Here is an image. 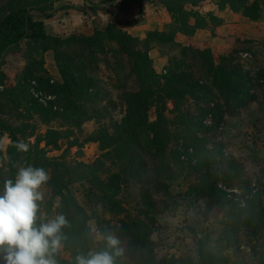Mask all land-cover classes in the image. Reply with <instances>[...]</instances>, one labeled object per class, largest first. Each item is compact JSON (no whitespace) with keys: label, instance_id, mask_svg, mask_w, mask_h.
Masks as SVG:
<instances>
[{"label":"trees","instance_id":"trees-1","mask_svg":"<svg viewBox=\"0 0 264 264\" xmlns=\"http://www.w3.org/2000/svg\"><path fill=\"white\" fill-rule=\"evenodd\" d=\"M102 3L119 2L124 11L134 5H157L166 10L173 24L167 31H149L141 39L122 29L117 22L108 23L104 28L96 30L93 35H71L67 38L49 35L45 31L43 21L36 20L33 12L46 16L49 0H6L0 6V64L10 53L23 51L25 67L17 75L16 84L2 93L3 96L23 106L26 112L34 113L39 120L48 125L54 120L61 121L64 130L49 128L44 135L36 139L35 145H29L28 152H19L13 146L21 141L14 129L1 122L3 131L9 133L11 144L6 157L0 148V194H3L6 180H15L19 167L33 166L43 168L49 175L47 186L51 198L42 206L40 212L46 218L53 206V200L60 198L58 214L65 216L68 226L62 229L66 239L63 241L65 250L74 256V262H68L56 256L58 264H75L77 255H86L90 250H102L105 242L97 243L88 230V222L93 218L101 227L102 235L115 233L121 242L123 255L117 257V264H227L222 256L197 246L195 256L164 257L157 259L153 242L151 241L154 221L151 217L155 203L151 200L148 188L142 185L145 210L139 217H131L119 200L122 186L127 184L128 177L139 179L144 177L147 161L153 162L156 168V178L169 181L172 165L183 162L180 159L181 150L177 146L178 138L184 140L186 148L194 149L196 167L193 172L203 168L211 170L216 157L220 158L233 177L242 178L243 170L237 161L227 157L222 151L205 156L198 148L197 142H207L199 139L197 133H208L211 129L203 124V119L211 114L221 121L224 116H233L257 99L255 91L256 75L246 70L237 61L236 53H230L221 58L217 65L212 51L207 48L197 50L190 46L180 45L177 56L169 60L163 71L158 73L153 67L150 51L153 45L173 43L177 34L192 37L197 30L210 26H219L223 20L212 12L202 14L198 9L207 0H101ZM220 10L229 8L234 13L256 21L264 18V0H212ZM101 8H94L98 13ZM49 17V16H48ZM112 46L115 57L124 58L129 65L126 78L133 79V87L123 92L125 102L124 116L113 125L112 132L107 126L99 125L87 142L99 143L101 156L93 163L68 162L64 154L59 157H49L42 142L46 146L59 149L60 141H67V148H81L74 139L76 130H80L85 122L99 120L100 111L93 110L90 114L88 106L95 105L100 97V80L93 76V65H98L100 55L106 53ZM52 51L61 81L50 84L45 76L43 55ZM257 77H264L257 74ZM35 80L40 89L55 94L60 109L53 106L44 108L31 97L28 89L29 81ZM95 89V92H94ZM173 104L169 110L167 103ZM192 102L200 112L194 116L186 107ZM154 107L156 120H149V111ZM166 112L176 116V128L166 117ZM21 133L22 130H21ZM175 145V147H174ZM206 159V165L201 162ZM211 160V162H209ZM107 161L112 165L120 164L118 172L108 171ZM224 174V173H223ZM212 174L201 173L202 181L193 186L192 191L201 197L214 200L224 211L223 234L230 240L233 235L240 244L241 233H251L257 237L259 245L255 246L257 264H264V182L256 180V191L249 189V181H244L245 193L251 198L245 201L241 208L228 195L220 191L212 180ZM87 182L98 192L99 202L119 220V228L107 230L101 226L98 213L90 216L76 199L70 194L68 187L72 183ZM167 189L159 183V191ZM235 242H233L235 244ZM125 245V248L122 245ZM2 264V261H0ZM237 264V263H235Z\"/></svg>","mask_w":264,"mask_h":264},{"label":"rangeland","instance_id":"rangeland-1","mask_svg":"<svg viewBox=\"0 0 264 264\" xmlns=\"http://www.w3.org/2000/svg\"><path fill=\"white\" fill-rule=\"evenodd\" d=\"M5 2L6 0H0V6ZM115 4H119V2L104 4L101 0H49L46 16L39 12H33V15L36 20L44 22L45 31L49 35L63 39L71 35L90 36L96 30L104 28L109 23L106 21L107 19L105 20L104 15L99 16V14H101V11L106 10L107 7L115 6ZM146 5L149 8L147 12H150L151 17L154 14L155 19L162 21V23H159L163 26L162 31H167L173 24L171 16L167 12L166 15L165 13L163 14V8L157 5ZM95 7L101 8L96 14L93 13ZM198 10L202 14L212 12L216 16L221 14L225 18L222 19L221 25L205 28L207 30L206 36L213 40V45L204 49L209 48L212 51L214 62L219 65L222 57L237 52V61L243 68L256 75V101L250 103L233 116H224L221 121L218 117L214 118V116L212 117L211 114H208L203 119V124L210 127L211 130L208 133H197L199 139H207L206 143L197 142V146L202 150L203 155L209 156L213 152L216 154L222 151L227 157L237 161L242 167V178H234V175L223 164H220V158L216 157L212 163L211 170L203 168L201 171L204 175L207 173L212 174L211 182L215 180L217 188L225 192L234 203L239 202V206L242 208L245 201L252 197L251 194L245 193L244 181H252L249 186V189H252V193L256 191V180L264 182V77H257V74L264 76V36L256 38L251 35L254 31L253 29L259 28L261 24H264V18L253 21L240 13L232 12L229 8L228 11H225L226 9L220 10L212 0H207ZM147 12L141 13L145 16ZM104 13L106 12L103 11ZM142 15L140 14L138 19L128 17L123 22L118 20H113L112 22H117L120 27L121 25H130L135 30L133 31L135 34H130L143 39L147 32L154 30L146 31L152 26L135 29L143 21ZM226 20L228 21L227 25H237L239 28L237 33L240 35L224 42L222 40L224 32L221 31L218 34L217 27L223 26ZM121 28L123 29V27ZM179 35L184 36L177 34L173 43L153 45L150 57L153 61V67L158 73L163 71V68L171 58L178 55L179 46L183 45L177 39ZM24 49L25 44L23 42L20 52L10 53L0 64V148L5 158H7V149L11 144V140L9 133L5 130L3 131L1 122H6L10 127L18 129L17 135L20 140L29 145H35L36 139L44 135L49 128L62 131L65 128L61 127V121L58 120H54L48 125L43 124L34 113L26 112L23 106L2 95L4 91L15 86L17 75L26 65L23 55ZM195 49L203 50L200 48ZM43 62L46 72L45 76L49 79V83L60 82L59 70L52 51L43 55ZM91 70L93 76L100 80V97L95 105L88 106V110L90 114H92L93 110L96 112L100 111V119L89 120L84 123L80 130L75 131L74 139L76 138L79 144L82 143L81 148L72 147L71 149H66V140L60 141L59 149L46 146L42 142L40 147L44 148L49 157H59L64 154V158L68 162L93 163L102 154L100 145L95 142H87L86 139L95 133L99 125L107 126L112 132L113 125L120 122L124 116L125 102L123 92L133 87V79L126 78L129 74L127 61L122 57H115L112 52V46H109L106 53L99 56L98 65H93ZM33 81L39 94L38 98L33 97L30 93ZM33 81L28 83L31 97L44 108H49L51 105L53 110H59L57 96L40 89L37 82ZM48 97L51 98L48 99ZM186 105H188L186 107L194 116L200 115V112H198L192 102H188ZM167 107L169 110H173L171 102L167 103ZM166 117L170 123L174 124L172 129L176 128L177 124L175 123L177 120L175 114L166 112ZM149 120H156L154 107L149 111ZM21 130L23 133H21ZM186 145L184 140L179 137L177 146L182 152L180 159L183 164L172 165V178L169 181L156 178L155 165L153 162L148 161L147 157L144 158L147 161V170L144 177L132 179L128 177V171H126L125 175L128 178V182L122 186L119 196L123 207L131 217L138 218L140 211L146 209L142 195V187L146 185L145 188H148L150 198L155 203V209L151 216L154 220L151 223V241L158 260L164 257L181 258L195 256L197 246L201 245L207 250L222 256L223 262H228L227 264H257L255 263L259 262L255 252V246L259 245L257 237L247 232L240 234V244L235 242L236 237L234 235L230 240H227L223 234L224 211L220 204L214 200L211 201L201 197L198 193L191 190L199 181H202V177L200 172H193L190 168L191 166L196 167L197 163L193 155L194 149L186 148ZM205 160L203 159L201 162L203 165L207 163ZM119 166V163L113 166L112 161H107L106 164L107 170L113 173L118 172ZM159 183L165 184L167 189L159 191ZM68 190L90 216H92L93 212L99 214L102 222L101 226H104L108 231L112 230V228H119L117 222L124 218L123 215L122 217H116L111 211L107 210L99 202L98 192L90 184L87 182L72 183L69 185ZM43 191L45 193L42 202L44 208L45 203L51 198V191L47 183L43 186ZM60 203V198L53 200L49 219L58 215ZM88 230L95 242L99 243L102 241V239H99L102 235L101 227L93 218L88 222ZM110 234L116 236L115 233L110 232ZM122 247L125 248V245L123 244ZM60 252L62 259L74 262V256L65 250L64 244Z\"/></svg>","mask_w":264,"mask_h":264},{"label":"clouds","instance_id":"clouds-1","mask_svg":"<svg viewBox=\"0 0 264 264\" xmlns=\"http://www.w3.org/2000/svg\"><path fill=\"white\" fill-rule=\"evenodd\" d=\"M19 152H28L29 144L13 145ZM49 175L43 168H19L15 180H6L0 194V261L2 264H58L57 254L66 239L62 229L68 226L65 216L46 218L40 212L44 200L43 186ZM102 250H90L75 258V264H117L123 255L120 240L112 234L101 235Z\"/></svg>","mask_w":264,"mask_h":264},{"label":"crops","instance_id":"crops-1","mask_svg":"<svg viewBox=\"0 0 264 264\" xmlns=\"http://www.w3.org/2000/svg\"><path fill=\"white\" fill-rule=\"evenodd\" d=\"M147 10H149V8H147L146 4L142 6L134 5L133 7H131V9L127 11H124L123 9H121L120 4H115V6L107 7L106 10H103L106 12L104 14H103V11H101V14H99V16L104 15L105 20L107 19L106 21L109 23L112 22L113 20H118L119 22H123L124 19L126 20L128 17L130 18L134 17L135 19H138L140 14L142 15L141 12H147ZM211 11H213V9H211ZM225 11H228V8H226ZM162 12L163 14L165 13L166 15V10L163 9ZM217 16L222 19L224 18V16L221 14ZM142 18H143V21L140 22V24H138L137 28L135 29L146 28L147 26L149 27L152 26L150 27V29H146V31L148 30L162 31L163 30L162 24H159V23H162V21L155 19L154 14H153V17H151L150 12L149 13L147 12V15L145 16L142 15ZM227 24H228V21L226 20L223 23V26L217 27L218 34H220L221 31L224 32L222 34L224 37L222 40L224 42L228 41L229 39H232V37H238L240 35L239 33H237V30L239 29L237 25H227ZM255 24L259 25L258 23H255ZM261 25L259 26V28L253 29L254 31L251 34L253 37L258 38V37L264 36V24H261ZM121 27H123L125 31H128V33L135 34L133 32L135 30H133V28L130 25L129 26L121 25ZM206 31H207L206 29H199L197 30L195 35L192 37H185V36L179 35L177 36V39H179V42H181L184 46L204 49L206 47H211L213 45V40H211L210 38H207Z\"/></svg>","mask_w":264,"mask_h":264},{"label":"built area","instance_id":"built-area-1","mask_svg":"<svg viewBox=\"0 0 264 264\" xmlns=\"http://www.w3.org/2000/svg\"><path fill=\"white\" fill-rule=\"evenodd\" d=\"M31 95L35 98H38L39 97V94L38 92L36 91L35 89V82L33 81L32 82V87H31V91H30ZM51 97H48V99H50Z\"/></svg>","mask_w":264,"mask_h":264}]
</instances>
